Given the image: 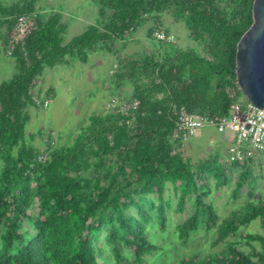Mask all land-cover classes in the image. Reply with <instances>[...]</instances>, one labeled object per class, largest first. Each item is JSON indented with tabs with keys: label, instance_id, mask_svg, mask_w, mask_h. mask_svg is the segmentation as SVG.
<instances>
[{
	"label": "trees",
	"instance_id": "1",
	"mask_svg": "<svg viewBox=\"0 0 264 264\" xmlns=\"http://www.w3.org/2000/svg\"><path fill=\"white\" fill-rule=\"evenodd\" d=\"M254 1L93 0L95 23L69 43L59 13H38L27 55L14 51L16 74L0 84V264H151L166 250L159 244L164 235L187 246L202 229L215 231L213 247L225 248L177 264H264V235L241 230L255 221L264 229V199L224 218L210 199L228 185L233 168L239 170L233 197L247 187L252 198L254 158L242 165L227 164L220 154L192 161L174 136L182 108L196 116L228 115L236 101L228 90L237 83L238 43L254 23ZM38 2L0 0V30H12L17 15L36 13ZM166 13L185 23L202 52L152 39V51L119 57L111 79L114 93L131 88L136 110L92 116L70 146H54L49 136L42 148L34 144L37 134L26 136L28 108L40 107L32 83L46 67L72 57L87 62L99 51L118 56L139 28L161 25ZM187 206L191 214L171 231L169 213L184 214ZM167 250L163 256L176 261V249L169 256Z\"/></svg>",
	"mask_w": 264,
	"mask_h": 264
},
{
	"label": "rangeland",
	"instance_id": "2",
	"mask_svg": "<svg viewBox=\"0 0 264 264\" xmlns=\"http://www.w3.org/2000/svg\"><path fill=\"white\" fill-rule=\"evenodd\" d=\"M10 1L14 2V0ZM23 1L24 0H17V2ZM2 2L6 4L9 0H2ZM36 8L37 12L40 14H45L46 12L50 14L51 8H59L69 15V17H65V23L69 26L64 37L66 41L71 40L74 36L81 35L80 32L85 30L89 24H93L96 19V6L91 0H39ZM78 17L83 21H74ZM72 18H74L73 22ZM155 22H148L139 28L129 38L127 48L124 47V49L120 51L121 53L118 54V57L103 52L97 53L94 56V61L97 64L96 67L91 70L88 66L85 71L86 74L84 75H82L81 64L76 68L71 66V68L68 69L67 67L56 66L47 70L45 85L47 87L52 86L55 89V94L51 95L48 101L42 96L41 98L39 97L41 101L40 107L28 108L30 120L26 126V136L37 134L34 144L42 148H45V141L48 140L49 136H52L54 146L58 144L70 146L75 143L82 130L90 123V118L92 116L105 112L104 105L114 95L119 97L118 104L114 110L117 108L119 109L120 105L131 99L130 94L132 92L129 87L117 93L113 92L111 78L118 71V58L120 57L121 60L127 58V56L134 57L138 54L152 51L153 40H155L156 44L159 43L156 33L164 32L169 36H174L175 40L171 44L177 45L178 48H192L200 52L203 51L202 43L197 41L190 34V30L185 23L175 19L170 13L162 15L160 21L161 25ZM150 29H154V34L151 39L147 40L148 30ZM103 57H111L109 58L111 60H109L108 63L105 61L101 64L100 59H103ZM90 61L93 60L91 59ZM10 70V66H4L0 69V82L12 78L14 72ZM46 101L48 103L47 107L43 105ZM38 132L41 134L38 135ZM216 133L212 132L211 134L215 136ZM197 135L189 140V145L186 143V148L183 149L184 155H188L192 161H197V158L199 159L210 154L209 151L205 149V138L199 139ZM227 146L228 143L224 142L220 144L217 149L221 150V153H223ZM200 151H202V153H200ZM221 153L220 155L222 156L223 154ZM252 167L254 176L258 179L252 198L248 196L247 187H245L238 197H233V190L239 171L236 168H233L229 173L228 185H225L211 196V202L216 206L217 212L221 218L227 217L231 213L244 208L249 201L257 203L258 200L264 199V155L255 158ZM212 184L214 185L215 182L213 181ZM186 209L184 214H178L174 211L169 213V227L171 231L175 230V225L182 222L184 218L191 214V207L187 206ZM241 230L245 231V233L249 232L252 234L264 235V229L259 221H255L247 228H242ZM165 236L166 235L163 236L164 238L162 237V239H160L161 241H159V244L161 246L163 244L166 245L168 256L170 252L176 249V254L175 252L173 253L176 261H174L173 258L170 259V257L163 256V254H166V250H160L158 255L162 257L157 258L151 264H177L179 259L184 256L196 254L201 256L214 255L225 248V244L213 247L212 241L215 238V231L213 230L208 231L202 229L194 235L187 246H182L172 234L171 237ZM228 240L233 241L234 238H229ZM238 240L242 248L250 250V244L246 239L239 238ZM252 244L260 249L259 242L255 241L252 242ZM150 258L154 260V256ZM148 264L150 263L148 262Z\"/></svg>",
	"mask_w": 264,
	"mask_h": 264
},
{
	"label": "built area",
	"instance_id": "3",
	"mask_svg": "<svg viewBox=\"0 0 264 264\" xmlns=\"http://www.w3.org/2000/svg\"><path fill=\"white\" fill-rule=\"evenodd\" d=\"M16 24L10 35L9 44L6 48L8 56H12L14 51L21 48L25 52L24 45L27 37L37 27V13L20 14L16 17ZM158 42L173 43L174 36H169L164 32L156 33ZM41 83L34 80L33 89ZM231 98L236 101L231 105L228 115L224 117H206L189 114L185 108L179 113L178 128L174 136L181 138L182 142L196 136L206 128H213L219 134L230 137V145L226 155L227 164L242 165L250 159H255L264 155V110L248 107L241 91L236 83L233 88L228 90ZM119 97L112 96L106 107L108 111H113L118 104ZM38 105L41 104L39 98L35 97ZM138 99H130L119 107V111L130 114L139 106ZM45 107L48 103L43 104ZM47 154L40 155L39 160L45 161Z\"/></svg>",
	"mask_w": 264,
	"mask_h": 264
},
{
	"label": "water",
	"instance_id": "4",
	"mask_svg": "<svg viewBox=\"0 0 264 264\" xmlns=\"http://www.w3.org/2000/svg\"><path fill=\"white\" fill-rule=\"evenodd\" d=\"M254 23L238 43L237 85L248 107L264 110V0H255Z\"/></svg>",
	"mask_w": 264,
	"mask_h": 264
},
{
	"label": "crops",
	"instance_id": "5",
	"mask_svg": "<svg viewBox=\"0 0 264 264\" xmlns=\"http://www.w3.org/2000/svg\"><path fill=\"white\" fill-rule=\"evenodd\" d=\"M2 1V0H1ZM13 1V0H12ZM91 1H93V0H91ZM4 3V2H3ZM15 3H18L17 2V0H14V2H11L10 0H9V2L8 3H4L5 5H11V4H15ZM93 4H94V2H93ZM95 5V4H94ZM96 6V5H95ZM37 14L39 13V12H36ZM47 13V12H46ZM51 13H59L60 15H61V22H62V24H64L65 26H66V32H65V34L67 33V30H68V27L69 26H67V24L65 23V17H69V15L68 14H66V12L64 11V10H60L59 8H51ZM80 17H78L77 19H75L74 20V18H72V22H73V20L74 21H79V22H82L83 20L82 19H79ZM96 19H97V7H96ZM96 19H95V21H96ZM95 23V22H94ZM93 23V24H94ZM90 25V24H89ZM92 25V24H91ZM87 28H85V30H86ZM12 30H13V28H12ZM12 30L11 29H8V27L5 25L0 31V69H2L4 66H10V68H11V70L10 71H12L13 70V75H12V77L16 74V61L14 60V58L12 57V56H8V54H7V51H6V48H7V46H8V44H9V40H10V35H11V33H12ZM85 30H82V32H80L81 34L82 33H84V31ZM149 31L150 30H148V37H147V40H149V39H151L152 37H149ZM80 35V34H79ZM78 36V35H77ZM65 37V36H64ZM74 37H76V36H74ZM73 37V38H74ZM73 38H71V40L73 39ZM71 40H69V41H66L65 39H64V41H65V43H69ZM155 43V42H154ZM154 43H153V46H152V49H154ZM151 45V44H150ZM99 52H103V53H107V54H113L112 52L110 53V52H108V51H99ZM99 52H96V53H94V54H92V55H90V57L88 58V60H87V62H82L81 60H79L78 58H76V57H72V59H70V58H68L67 59V61L66 62H64V63H62V64H56V65H54V66H51V67H46L45 69H44V71H43V76H42V80H41V83L39 84V85H37L34 89H33V92L35 93L34 95V97H40L41 98V96L45 99V100H47L48 101V99H49V97L51 96V95H53V94H55V89L52 87V86H49V87H47L46 85H45V77H46V73H47V70H49V69H52V68H54V67H56V66H61V67H67L68 69L69 68H71V66L73 67V68H76V67H79L80 65L79 64H81V66H82V75H84V74H86V68L89 66V68L91 69V70H93L94 69V67H96V63H95V61H94V56L97 54V53H99ZM145 53H147V52H145ZM138 55H140V54H138ZM113 56L114 57H118L117 55H115V54H113ZM137 56V55H136ZM128 57V56H127ZM135 57V56H134ZM109 58H111V57H103V59L101 58L100 59V63L101 64H103L105 61L108 63V61L109 60H111V59H109ZM93 60V61H90V60ZM89 63H91V64H89ZM118 64V63H117ZM83 69H85V70H83ZM112 79V78H111ZM5 81H8V80H5ZM5 81H2V82H0V84H2L3 82H5ZM46 101V102H47ZM108 102V101H107ZM107 102H106V104L104 105V110L105 111H107V108H106V105H107ZM32 107H36V106H32ZM212 132H214V133H216L217 131L215 130V129H213V128H206V129H204V130H202L201 132H199L198 133V138L199 139H202V138H205V142H204V145L206 146V148L205 149H207L208 151H209V153L210 154H208V155H206V156H204V157H202V158H207L208 156H210V155H219L220 153H221V150H219V149H217L219 146H220V144H223L224 142H227L228 143V146H227V148H226V150L225 151H223V153H221V154H223L222 156H223V158L224 159H226V155H227V151H228V147H229V145H230V137L227 135V136H225V135H221V134H218V133H216L215 134V136L214 135H212L211 133ZM213 137H215V138H213ZM192 139V138H191ZM191 139H189V140H191ZM188 140V141H189ZM188 141H186V142H183V149H185L186 147V143H188L187 145H189V142ZM204 150V149H203ZM202 150V151H203ZM202 151H200V153H202ZM197 152H199V151H197ZM198 155H200V154H198ZM188 158H189V156L188 155H186ZM199 159H201V158H199ZM197 160H198V158H197Z\"/></svg>",
	"mask_w": 264,
	"mask_h": 264
}]
</instances>
